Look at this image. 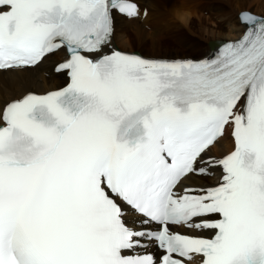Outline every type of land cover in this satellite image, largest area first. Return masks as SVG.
<instances>
[{
  "label": "snow or ice",
  "instance_id": "snow-or-ice-1",
  "mask_svg": "<svg viewBox=\"0 0 264 264\" xmlns=\"http://www.w3.org/2000/svg\"><path fill=\"white\" fill-rule=\"evenodd\" d=\"M117 16L0 0V74L62 81L0 102V264H264V16L198 60L118 50Z\"/></svg>",
  "mask_w": 264,
  "mask_h": 264
},
{
  "label": "bare ground",
  "instance_id": "bare-ground-1",
  "mask_svg": "<svg viewBox=\"0 0 264 264\" xmlns=\"http://www.w3.org/2000/svg\"><path fill=\"white\" fill-rule=\"evenodd\" d=\"M230 1L232 0L208 1L216 4L209 9L205 8L209 13L206 19L205 17H186L174 9V0H137L141 12L140 18L127 19L117 16L113 44L120 51L131 54L141 53L144 58L184 59L197 57L201 59L207 56L210 51H215L221 42L237 39L236 34L243 31L237 14L248 10L240 5L235 6L238 10L234 16V8L229 4ZM258 2L264 5L263 0H258ZM169 5L175 10L174 13L170 10L164 11ZM144 10H147L146 17L143 16ZM254 13L257 16H264L261 11ZM146 25L153 29L152 34L145 30ZM185 31L189 32L192 38L187 37L183 43L176 41L177 36L182 35ZM171 34H175L172 47L164 44V40L170 38ZM173 38L171 37V39ZM197 58L195 60H198ZM54 67L55 59L32 70L0 74V102L19 98L28 92L42 94L58 87L62 81L54 73ZM232 147L231 140H225L221 147L212 149V154L219 156L222 153L230 152Z\"/></svg>",
  "mask_w": 264,
  "mask_h": 264
},
{
  "label": "rangeland",
  "instance_id": "rangeland-1",
  "mask_svg": "<svg viewBox=\"0 0 264 264\" xmlns=\"http://www.w3.org/2000/svg\"><path fill=\"white\" fill-rule=\"evenodd\" d=\"M208 1H214V0H174L173 3H174V9L178 10L179 12H181L186 17H189V18H198V17L204 18L205 17L207 19V15H209V13H207L208 11L206 9H209L214 4H216V3H211ZM263 2H264V0H263ZM229 4H231V6L234 8L233 9L234 16L238 10L235 6H238V5H240L242 8H245L246 10H248V12H251L253 14H255L254 12H260V11H261V13H264V5H262L261 2H258V0H249V1L248 0H232L229 2ZM174 9L172 6L169 5V7H167L164 11L166 12V11L170 10V12L174 13V11H175ZM162 13L165 14L164 12H162ZM158 14L160 15L161 13L159 12ZM237 16H238V14H237ZM237 19H238V17H237ZM177 20L178 19H176V21ZM209 21H207V22H209ZM177 22H180V21L178 20ZM145 30L148 31L150 34H152L153 29L150 26L146 25ZM188 33L189 32H187V31L183 32V34L180 36H177V39H175V40L180 42V43L185 42L184 40H186L187 37L192 38L191 34L190 33L188 34ZM160 34H162V33H160ZM174 36H175V34H171V36H169L170 38H166V41L164 40V44L171 46L172 42H174V38H173ZM171 37L173 39H171ZM181 47H182V45H181ZM138 54L141 56H144L141 53H138ZM196 58L197 57L184 58V59L195 60Z\"/></svg>",
  "mask_w": 264,
  "mask_h": 264
}]
</instances>
